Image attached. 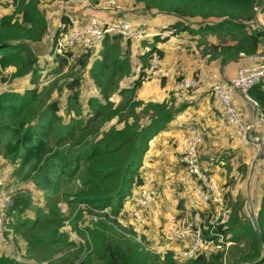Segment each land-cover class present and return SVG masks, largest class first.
Wrapping results in <instances>:
<instances>
[{"label":"trees","instance_id":"obj_1","mask_svg":"<svg viewBox=\"0 0 264 264\" xmlns=\"http://www.w3.org/2000/svg\"><path fill=\"white\" fill-rule=\"evenodd\" d=\"M135 1L146 11L173 17L175 21L165 28L172 34H201L203 41L209 34L217 36L220 43L208 48L223 62L241 54L256 55L260 48L253 24L263 0ZM11 3L14 11L0 17V158L11 164L15 183L31 182L42 192L44 207H36L33 219L19 216V225H15L13 219L23 201L22 191H18L13 194L15 205L5 215L6 226L15 234L28 227L29 231L22 234L28 246L45 249L49 264H223L224 252L219 250L200 251L182 262L172 251L147 250L141 242L145 237L138 240L130 225L131 205L146 184L145 162L151 143L190 105H176L175 98L161 103L135 98L146 75L144 69L154 54L164 56L156 47L162 41L160 34L154 36L153 42L144 40L143 44L151 48L137 57L143 65L132 88L119 86L122 78L134 74L128 48L121 51L120 47L119 41L125 37L107 35L100 43V58L90 68L99 96H90L84 103L80 91L82 72L90 61L92 48H81L77 70L69 68L74 48L61 46L60 39L69 29L70 16L65 12L60 16L61 23L52 35L49 49L55 65L43 75L45 66L40 63L39 51L51 33L50 22L40 0ZM126 44L129 47L131 39L126 38ZM12 67L14 72L8 77L5 73ZM24 77L28 84L23 91L1 89L2 83ZM64 89L70 93L63 116L59 113L60 98L51 99V94ZM115 92L122 97L118 103L112 100ZM249 95L258 104V117L264 115V78L249 90ZM145 117L148 122L142 125ZM115 118L117 122L104 129ZM241 170L247 172V165H240ZM233 181L230 176L225 188ZM258 184L264 187V178H259ZM224 201L228 214L217 220L219 206L199 202L205 238L218 241L223 237L225 244L230 243L227 264H264V188L254 207L260 235L250 216L243 212L242 200L234 201L225 192ZM61 204L67 206L68 212ZM178 208H183L178 217H185L176 221L183 223L194 217L185 195ZM87 215L91 216L88 222ZM67 224L84 239L86 256L70 240L64 229ZM0 264L25 263L0 253Z\"/></svg>","mask_w":264,"mask_h":264},{"label":"rangeland","instance_id":"obj_2","mask_svg":"<svg viewBox=\"0 0 264 264\" xmlns=\"http://www.w3.org/2000/svg\"><path fill=\"white\" fill-rule=\"evenodd\" d=\"M71 2H78L80 4H85L90 9L95 10V8H101V10H124L127 12L131 11L134 13L137 12H145L148 15V23L143 21H135L134 17H130V20L135 25L144 26L146 29H149L151 26V29L156 30L155 32H149L151 35H149L146 38L139 39V40H132L131 44L128 47L126 44V38L123 40H120V47L121 51H124L128 48V57H129V65L132 68V71L134 72L131 77H125L122 78L119 81L120 88L127 87L132 88L134 85V80L138 77L141 67L143 65L142 62L138 60V55H140L142 52H145L146 50H150L151 46L147 45V43L143 44L144 40L147 42H153L154 40V34H160V37L163 36V41L166 40V36L170 34L171 32H164L165 29H162V25L166 24L170 20L169 16L161 13H156L155 11H146L144 9V6L142 4L137 3L135 0H40L42 11L45 13L47 19L50 22V19H52L54 9H57V12L64 11V7H66ZM112 2V3H111ZM114 2V4H113ZM10 0H0V17L4 14H9L14 11L13 6L11 5ZM56 6V7H55ZM62 8V10H61ZM60 10V11H59ZM134 15L133 13H130ZM61 16V15H60ZM70 16V15H69ZM72 18V15L70 16ZM79 18L78 15H75L73 18ZM195 19H193L194 21ZM149 27V28H148ZM69 31V30H68ZM65 32L60 39V44H65L64 40L67 37V34L69 32ZM54 34V31L50 33L49 36L46 37L44 44L42 45V48L39 51L40 56V63L45 66V69L43 71V75L46 74L47 71H49L54 65L53 56L49 54L50 44L52 43V35ZM125 40V41H124ZM186 41V40H185ZM191 43L187 40L186 44L180 45L181 48L179 49L180 52H175L176 59L179 56H182V61L186 58L194 60H197L198 63H204V49L203 47L200 48V45H198V42L195 40ZM144 45V46H143ZM100 49V46L92 48V56L90 58V61L86 68H84V71L82 72V83H81V97L82 101L85 103V101L90 96H99V88L97 87L93 77L92 73L90 71L91 65L93 61L96 58H100L98 56V50ZM159 49V48H158ZM81 48H74V56L70 59V65L69 68H75V65L77 63L78 58L82 54ZM215 55H211L213 57ZM152 60V59H151ZM151 60L149 62L148 67L144 69L145 76L143 78L142 85H140L135 92V98L137 100H142L143 102H156L161 103L165 100H169L171 98H175L176 105H180L183 102H194L195 108L199 106L198 104L201 103L200 98L202 97L201 94L208 96L209 102L207 104V107L210 111L215 112L217 115L216 109V102L214 99V87L217 86V84L222 81L218 80L216 83L213 79L208 78V75L206 74L205 70L203 69H194V66H192L189 69L188 64L186 63V66L183 67L175 60L174 64L169 63L167 61L166 55L164 54L162 61L159 63L158 67L152 68ZM78 67L75 68L77 70ZM69 70V69H68ZM161 70V73H157L156 71ZM188 70V71H187ZM12 72H14V68H9L5 74L11 76ZM68 72L65 70V73ZM63 73V75L65 74ZM61 75V74H60ZM64 77V76H60ZM203 79L202 82H200L195 87H187L186 82L192 79ZM212 77V76H211ZM45 80V78H43ZM28 84V78H17L14 80H9L5 83L1 84L2 90H17V91H23L24 88ZM70 92H68L66 89L62 93L57 92V90L53 91L51 94L52 98H60V110L59 113L64 116V106L66 102V98L69 95ZM130 95V94H129ZM122 97L117 93L112 94V100L115 103L120 102ZM233 101V100H232ZM189 107V106H188ZM187 107V108H188ZM140 107L138 108V110ZM217 109L218 106H217ZM87 111V106L84 104V112ZM219 111V110H218ZM221 117V116H220ZM118 118H115L111 122H107L104 125V129H108L112 124L116 123ZM182 118H175L169 126H178L179 124H183V126H186L190 124L187 123H181ZM148 122V119L145 117L141 120V124L145 125ZM195 124H197L201 129L204 127L203 134H202V141L199 146V154L201 158V163L206 164V162L209 161L208 156H213V159L215 162L219 159L220 154L222 155H228L230 152H232V148L225 149V146L221 144L219 140H217L216 134H214L210 127L207 126V121L204 119H200V121H195ZM222 123L226 126H228L229 130H231V134L229 135L230 143H232V146H237L238 139L236 136L235 129L228 125V123L222 118ZM168 126V127H169ZM231 128V129H230ZM182 129V128H181ZM180 129V130H181ZM169 130V128H167ZM181 131L175 130V128L172 130V132L167 133L163 140V147L157 146V148H153L148 152V154H151L150 161H146L148 163V167L145 171L146 177L148 179L147 185L143 188L148 189H157L158 195L155 202H152L144 211V217L146 219V222L144 224L139 223L137 218L132 217V220L130 221V225L132 226V229L136 230V236L137 239L140 240L145 237V239H142L141 242L146 247L147 250L154 251L156 253H164L166 251H172L174 252L176 259L179 262H182L184 260L189 259L186 257L183 252L186 250L184 245H177V250H170V236L172 234L173 227L176 223H180L176 220H183L185 216L182 215V217H178V214H180L183 210V208L180 210L178 208L180 200L183 198L184 190L182 187V176L186 173L185 166L179 162L180 152L178 149V138ZM219 139V138H218ZM237 139V140H236ZM236 140V142L234 141ZM238 147H235L233 150L236 152L237 159H234L235 166L240 164L241 166L244 165L243 159H244V151L241 148V143ZM240 146V147H239ZM147 154V155H148ZM149 154V156H150ZM258 161V160H257ZM214 162V164H215ZM220 163V162H219ZM212 164L211 169H216L217 165ZM231 163L228 162V168L227 172L224 171H214V173L211 175L214 179V182L223 190V194L225 192L230 193V196L234 201L242 200L244 204L243 212L247 213L249 215V210H253L255 212V202L252 200L253 196L256 197L257 192L262 191V187L260 184L257 185L259 177L256 176L255 169L256 166L253 168V174L250 177L249 172L250 169H247V172H244V170H241L237 176H235L233 183L230 185L229 188H225V183L229 179V174L233 170V166L230 165ZM146 166V165H145ZM214 166V167H213ZM220 166V165H219ZM248 167H251V162L248 165ZM221 168V166H220ZM264 164L261 166L258 164L257 169H263ZM210 169V170H211ZM207 171L209 169H206ZM219 170V169H218ZM12 166L9 162H7L5 159L0 158V179L3 180L7 184V189L12 193V195L18 191H22L21 196L23 198V201H21L20 207L18 210H16V215H18L16 218L13 219V223L15 225H19V220L17 218L21 216V218H30L33 219L35 217L36 213V207L42 206L44 207V196L41 191L37 190L34 185L31 182H24V183H15L13 181V178L11 176ZM257 177V178H256ZM256 190V192H255ZM139 191H142V189H139ZM138 193V190H135V195ZM140 193V192H139ZM253 195V196H252ZM260 195V194H259ZM260 197V196H259ZM13 205H15V200L13 202ZM62 209L65 212H68V208L65 204H61ZM225 204L224 207L220 209V206L218 208V211L216 213L215 219H220L225 217L228 212H225L226 209ZM20 209V212H19ZM126 210H128V207H126ZM180 218V219H178ZM86 222H88L91 219L90 215H87L85 218ZM18 222H17V221ZM83 223H81L82 225ZM126 225V223H124ZM65 231L68 233L69 238L71 241L76 243V248L83 249V256H86V243L84 242V239H82L80 236H78L67 224L65 226ZM5 231L6 233V241L1 242L0 241V253L1 254H8L13 256L14 258L18 259L21 262H24L25 264H49V258L46 253L45 249L38 248L35 249L33 247L28 246V241L23 236L25 235L29 230L28 227H23L21 229L20 234L13 233L12 229L6 226L5 224ZM23 234V235H22ZM176 246V244L174 245ZM231 246H227L224 250L218 249L215 244L209 245L205 248H203L201 251L207 250L208 252L213 250H219L224 252L225 258L223 261V264H227L228 261V254H229V248Z\"/></svg>","mask_w":264,"mask_h":264},{"label":"built area","instance_id":"obj_3","mask_svg":"<svg viewBox=\"0 0 264 264\" xmlns=\"http://www.w3.org/2000/svg\"><path fill=\"white\" fill-rule=\"evenodd\" d=\"M112 3V2H111ZM114 4V2H113ZM124 10H117L113 19L104 20L99 16L90 15L87 18H71L69 33L65 38L66 46L70 48L91 49L102 42L107 35L121 34L125 38L139 40L151 35L144 26H138L123 15ZM162 58L158 54H154L151 60L152 68L158 67ZM161 70L156 72L159 74ZM264 78V61L251 67L241 68L235 77L220 81L214 87V99L218 106L221 118L228 125L235 129L238 141L243 145L258 144L260 140L264 142V129L262 134H257L256 124L259 123L264 128V115L258 117V121L244 122L238 111L236 110L232 97L233 94L239 93L246 100L252 103L257 110L258 104L249 95V90ZM203 79H192L186 82L187 87H195ZM204 127L201 129L194 122L188 124L180 130L177 144L180 152L179 162L185 166L186 173L182 176L183 194L187 197V206L194 212V217L183 223H176L172 230V236L175 242L184 245L183 254L188 258L195 257L203 248L215 244L218 249H225L230 243L223 241L221 237L218 241L208 240L205 238L201 226V218L199 211V202L210 203L224 207V194L208 173L200 161L199 146L202 141ZM264 157V145L260 158ZM259 158V159H260ZM258 159V160H259ZM157 189L142 188L136 201L131 205V214L137 218L139 223L144 224L146 219L143 211L152 202L157 199ZM13 205V195L7 189V184L0 179V241H6L5 233V215ZM226 250V249H225ZM222 251V250H221ZM225 256V254H224ZM225 259V258H224Z\"/></svg>","mask_w":264,"mask_h":264},{"label":"crops","instance_id":"obj_4","mask_svg":"<svg viewBox=\"0 0 264 264\" xmlns=\"http://www.w3.org/2000/svg\"><path fill=\"white\" fill-rule=\"evenodd\" d=\"M57 9H54L52 19H50V32L55 31L60 26V23H61L60 22V15L64 12L70 16L72 15V17H74L75 15H78L79 18H83V19L89 17L90 15H96V16L101 17L104 20H110V19H113L116 15V11L101 10V8H95V10H93V9H90L85 4L82 5L78 2L69 3L66 7L63 8L64 11H62V12H57ZM61 10H62V8H61ZM130 13H133L134 15H132ZM123 15L129 19H130V17L133 16L135 21H143L144 20L145 22L148 23V21H147L148 15L145 12L140 11V12L134 13L131 11L127 12V10H126V11H124ZM169 17H170L169 18L170 20H167L168 22L166 24L162 25V29H165L168 25L172 24L175 21V19H173V17H171V16H169ZM258 24L264 25V12H262V11H259L256 15V20L254 21L253 29L258 28ZM149 27H148L149 29H147L148 32L153 33L156 31V30L151 29V26H149ZM194 28H197V27L194 26ZM164 32H171V31L165 29ZM154 35L156 36L158 34H154ZM160 38L164 39L163 36H161ZM165 38H166L165 41L162 40V41L157 42L156 47L163 51V53L166 55L167 61L169 63L174 64V62L176 60L177 62H179L180 65L182 64L183 67L186 66V63H187L188 64L187 66H189V69L192 66H194V69H197V70L203 69V70H205L206 74L208 75V78L213 79L215 83L218 80L224 81L226 79H228V80L232 79L233 77L236 76V74L238 73V71L241 68L255 66V65L264 61V56H261V53L263 50V45H262L261 41H260V48H259L258 52L256 53V55L249 56V55L241 54L237 57L230 58L227 61L223 62L220 57H216V56L211 57L212 52L208 48L211 46V44L220 43L219 38L215 35L209 34V35L204 37L205 39L203 41V37L201 36V34H192V33H189L187 31H183L180 34L170 33ZM185 40L186 41L188 40L191 43L190 45H192V42L196 40L198 42V45H200V48L203 47V49L205 50L203 52L205 54L204 55V63H198L197 60L193 61L192 58L188 59V60L185 58L182 61V59H181L182 56H179L176 59L175 52H177V53L180 52L179 51V49L181 48L180 45H182L183 43L186 44ZM228 43H230V42H228ZM221 44H223V43H221ZM98 46H100V45H98ZM98 46H96V47H98ZM76 48H78V47H76ZM207 49H208V51H207ZM201 96H202L200 98L201 103L198 104L199 106H197L195 108L196 103L190 102L189 107L178 118H182L183 120L181 123H184V124L187 122H189L190 124H192L195 121L199 122L200 119H204L207 121V123H208L207 126L211 128L209 130L212 131L214 134H216L217 140H219L221 142V144L223 146H225V149L232 148V152H230L228 155L220 154V157H218L219 159L216 162L213 159V156H208V157H210L209 161L206 162V164L202 163V166L205 167L206 169L210 170L211 169L210 167H212V164H214V162H215L214 165H217V168L216 169L212 168L210 170V175H212L214 173V171L227 172L226 168H228V162H230L231 163L230 165L233 166V170L229 174V176L235 177V176H237V174L240 173V171H239L240 164L235 166L234 159H237L238 157L236 155V152L233 149L235 147H238V145H240V144H239V142L237 144V142H236L237 139H236L234 141L236 142L237 146H232V143H230V138H229V135H232L230 132L231 130L228 129L229 128L228 126H226L222 123V118L220 117V112L217 109V105L215 106L216 107L215 110H217L218 115L215 112L210 111L209 108L207 107V104L209 102L208 96L203 95V94H201ZM232 100H233V104H234L236 110L238 111L241 119L244 122H252L253 120H256V123H257V121H258L257 110L254 108V106L252 105L251 102L246 100L238 92L233 94ZM182 127H184L183 124H179L178 126H169L168 127L169 130H167V129L163 130L152 141L150 150H152L155 147L157 148V146H159V145L163 147V140H164L165 135L169 132L171 133L174 128H175V130L180 131V129ZM263 129L264 128L261 124H259V123L256 124L257 134H259V135L262 134ZM239 149H243V151H244L243 163L245 165H247L248 170L250 169V172H249V176H250L253 161L257 155V152L259 151V146L257 144H249V145H243L242 144L241 148H239ZM149 154L147 155L146 161H148V160L150 161V159H151V154H150V156H149ZM250 162H251V167H248ZM258 164L260 166L262 164H264V157L260 158L255 164L256 176H258L261 179V178H264V168L263 169H257ZM145 165H146L145 167L147 168L148 163L145 162ZM219 165L221 166V168ZM145 180H146L145 186H148L147 185L148 179L146 176H145ZM257 185H258V182H257ZM255 192H256V190H255ZM259 194H260V192L259 193L257 192L256 198H255L256 200H258V199L260 200ZM170 242H171L170 250H177L178 249L177 247L180 244L175 242L172 234L170 236ZM175 244H176V246H174Z\"/></svg>","mask_w":264,"mask_h":264},{"label":"water","instance_id":"obj_5","mask_svg":"<svg viewBox=\"0 0 264 264\" xmlns=\"http://www.w3.org/2000/svg\"><path fill=\"white\" fill-rule=\"evenodd\" d=\"M259 11H262L264 12V0L262 1V3L260 4V6L257 8V11H256V15ZM255 20H256V17H255ZM255 33L256 35L260 38V41L263 45V50H262V53H261V56H264V25H260L258 24V28L255 29ZM250 56V55H249ZM258 144L261 146V148L259 149V151L257 152V155L253 161V165H252V170H251V173H250V177L252 176L253 174V168L257 162V160L261 157V154H262V148H263V145H264V142L263 140H260L258 142ZM249 216L252 220V223L254 225V227L256 228V230L258 231V234L260 235V229H259V224H258V221H257V217H256V214L253 210H249Z\"/></svg>","mask_w":264,"mask_h":264}]
</instances>
